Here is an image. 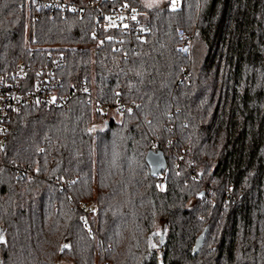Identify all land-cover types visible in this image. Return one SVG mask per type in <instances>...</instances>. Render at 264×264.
<instances>
[{
	"label": "trees",
	"instance_id": "trees-1",
	"mask_svg": "<svg viewBox=\"0 0 264 264\" xmlns=\"http://www.w3.org/2000/svg\"><path fill=\"white\" fill-rule=\"evenodd\" d=\"M38 1L0 0V71L60 54L61 92H76L11 116L5 156L40 170L0 167V264H264V0H103L136 9L141 41Z\"/></svg>",
	"mask_w": 264,
	"mask_h": 264
},
{
	"label": "built area",
	"instance_id": "built-area-1",
	"mask_svg": "<svg viewBox=\"0 0 264 264\" xmlns=\"http://www.w3.org/2000/svg\"><path fill=\"white\" fill-rule=\"evenodd\" d=\"M102 2L103 0H90L86 5H79L71 0H39L36 4L40 10H48L51 14L58 12L61 15H65L68 12H77L82 15L84 10L93 9L95 10L94 20L98 26L115 28L122 33L134 34L140 41L143 39L144 30L136 9L123 5L118 8L105 10L100 6ZM179 5L180 0H171L172 8H178ZM174 36L179 41V51L183 55H187L190 50L192 37L182 30H176ZM42 57L44 62L33 71L28 65V62L32 60V56L27 60H21L9 71H0V167L8 166L12 168L18 177L26 176L31 178L40 169L38 165L31 168L30 166L14 164L12 159H8L5 156L7 138L14 131L11 124V116L19 112L27 104L66 110L71 96L76 92L74 86H71L67 93L61 92L62 81L57 76V72L62 62V56L52 53ZM100 110L103 113L101 114V119L105 121V107H100ZM162 176L160 174L157 177L161 186L164 185ZM70 183V181H57L61 188L66 187ZM209 192H212V189ZM89 208L86 204L81 207L85 215L88 213ZM87 220V217L82 218L89 235H92Z\"/></svg>",
	"mask_w": 264,
	"mask_h": 264
},
{
	"label": "water",
	"instance_id": "water-1",
	"mask_svg": "<svg viewBox=\"0 0 264 264\" xmlns=\"http://www.w3.org/2000/svg\"><path fill=\"white\" fill-rule=\"evenodd\" d=\"M145 162L149 168L150 176L157 178L166 169V159L162 151L149 150L145 155ZM203 193L199 194V197Z\"/></svg>",
	"mask_w": 264,
	"mask_h": 264
},
{
	"label": "rangeland",
	"instance_id": "rangeland-1",
	"mask_svg": "<svg viewBox=\"0 0 264 264\" xmlns=\"http://www.w3.org/2000/svg\"><path fill=\"white\" fill-rule=\"evenodd\" d=\"M163 1H165V0H145V2L147 3V5H156V4H159V3H162ZM171 9H174V8H172L171 7ZM102 116V115H101ZM101 116H100V118H99V121L100 122H102L103 120L101 119ZM106 117V116H105ZM116 119H118V116L117 117H115ZM179 158V157H178ZM164 172V171H163ZM162 172V173H163ZM161 173V174H162ZM163 179H164V174H163ZM156 184L159 186V188H164L163 186L164 185H160L158 182H159V180L157 179L156 181ZM86 204V206H88V207H90L89 208V210H93V215L96 217V215H97V207H98V204H97V201L93 198V199H91V200H88V201H85V202H82L81 203V207L82 206H84ZM89 210H88V213H89ZM88 213L85 215L84 213H82L83 215H82V218L83 217H87V218H89L88 217ZM160 227V226H159ZM159 230H161V228H159ZM89 236H91V237H97L96 236V234H92V235H89ZM162 237V236H161ZM154 243L157 245L158 244V241L156 240V241H154ZM96 254H98V252L96 253ZM57 264H69V263H66V262H63V261H59ZM106 264V263H105Z\"/></svg>",
	"mask_w": 264,
	"mask_h": 264
}]
</instances>
